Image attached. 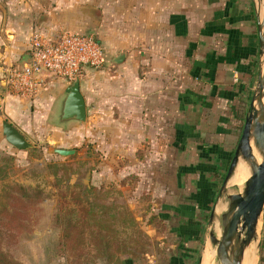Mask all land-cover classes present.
I'll return each instance as SVG.
<instances>
[{"label": "crops", "instance_id": "crops-1", "mask_svg": "<svg viewBox=\"0 0 264 264\" xmlns=\"http://www.w3.org/2000/svg\"><path fill=\"white\" fill-rule=\"evenodd\" d=\"M253 4L0 0V114L15 126L27 102L49 109L56 126L84 119L61 116L65 88L72 82L64 78L44 74L31 98L6 90V72L20 64L30 33L47 39L61 30L91 33L103 47L105 62L84 67L74 79L84 117L90 107L99 126L95 140L103 142L93 172L131 190L129 199L144 200L154 214L153 223L142 222L149 251L135 260L120 256V264L196 263L209 205L255 84L259 47ZM120 51L122 60L113 62ZM256 259L264 264V206Z\"/></svg>", "mask_w": 264, "mask_h": 264}, {"label": "rangeland", "instance_id": "rangeland-1", "mask_svg": "<svg viewBox=\"0 0 264 264\" xmlns=\"http://www.w3.org/2000/svg\"><path fill=\"white\" fill-rule=\"evenodd\" d=\"M85 80L83 89L87 98L89 78ZM49 114L50 110L44 106L27 102L26 108L15 117L18 121L16 127L31 142L30 147H13L2 137L0 131V202L3 200V190L11 183L37 186L45 194V198L30 203L27 209L26 216L31 228L10 231L0 229L2 250L21 264H65L66 252L58 248L60 230L51 226V215L66 206L76 207L80 216L88 217L90 221V216H96L101 205L110 206L106 208L104 216L113 217L114 224L120 230L119 235L126 238L128 234H132L129 218L145 233L142 222H154L149 204L144 200L136 203L129 199L134 195L131 190L106 182L100 174L95 176L93 172L94 166L102 160L99 146L103 145V142L95 140L99 126L96 128L93 121L94 111L87 107L84 119L72 122L69 126L52 124ZM2 118L5 116L0 114V119ZM97 120L104 123L103 117H97ZM53 147L72 148L73 152L60 155L52 150ZM212 203L213 201L209 209ZM93 211L95 215L92 214ZM259 226L261 228V220ZM207 229L206 223L195 264L198 256L201 254L203 257L206 251L204 247L209 242ZM149 243L151 244L150 240ZM214 250L215 247L210 261L211 264H218L214 260ZM125 255L129 256V253L120 254ZM137 257H142V254L131 258L135 260Z\"/></svg>", "mask_w": 264, "mask_h": 264}, {"label": "water", "instance_id": "water-1", "mask_svg": "<svg viewBox=\"0 0 264 264\" xmlns=\"http://www.w3.org/2000/svg\"><path fill=\"white\" fill-rule=\"evenodd\" d=\"M253 2L259 47L255 84L243 116L239 136L207 217L208 240L211 245H216L214 260L218 264H240L243 249L251 240H256L255 256L259 247V223L264 206V6L261 11L262 0H253ZM123 55L124 53L120 51L114 56L113 62L121 61ZM61 116L77 120L84 118L83 98L76 80L65 88V95L61 102ZM0 131L2 137L17 149L32 145L6 118L0 119ZM252 146L260 155L258 161L253 156ZM52 150L60 155L73 152L72 148L62 147H53ZM239 158L247 162L248 173L240 189L234 185L231 187L234 189L229 191L228 180ZM219 199L225 202V206L217 216L220 231L218 235H215L212 224L215 218L214 206ZM200 258L201 254L198 256L197 264L200 263Z\"/></svg>", "mask_w": 264, "mask_h": 264}, {"label": "trees", "instance_id": "trees-1", "mask_svg": "<svg viewBox=\"0 0 264 264\" xmlns=\"http://www.w3.org/2000/svg\"><path fill=\"white\" fill-rule=\"evenodd\" d=\"M0 202V229L7 231L29 229L27 209L30 203L45 198L41 188L19 183L7 184ZM101 205L96 216L82 218L74 206H66L51 215V226L60 230L58 248L66 252L65 264H89L98 259L105 263L120 264V254L130 257L149 251L150 243L144 232L129 218L132 234L119 235L112 216L105 217L106 208ZM120 212H123L120 210ZM95 215V211L92 213ZM123 230V229H122ZM261 261L262 255H258ZM0 264H21L0 246ZM259 264V263H258Z\"/></svg>", "mask_w": 264, "mask_h": 264}, {"label": "built area", "instance_id": "built-area-1", "mask_svg": "<svg viewBox=\"0 0 264 264\" xmlns=\"http://www.w3.org/2000/svg\"><path fill=\"white\" fill-rule=\"evenodd\" d=\"M104 62L103 47L91 33L61 30L47 39L32 32L20 64L6 72V90L31 98L42 84L44 74L73 81L84 67L97 68Z\"/></svg>", "mask_w": 264, "mask_h": 264}, {"label": "bare ground", "instance_id": "bare-ground-1", "mask_svg": "<svg viewBox=\"0 0 264 264\" xmlns=\"http://www.w3.org/2000/svg\"><path fill=\"white\" fill-rule=\"evenodd\" d=\"M260 8L262 11L263 6H260ZM252 153H253V156L256 159V161H258L260 158V155L253 146H252ZM247 173H248L247 162L244 161L242 158H239L238 161L236 162L234 170H233V172H232V174L228 180V188L227 189H229V191H232L234 188H231V187L234 185H236L237 189H240L241 185H242V181L246 177ZM224 206H225V202L222 199L217 200V202L215 203V206H214L215 218H214V222L212 224V227H213L215 235H218L219 231H220V225H219V222L217 221V216H218L219 212L222 209H224ZM214 245L215 244L211 245V244H209V242H207L206 246L204 247V249H206V251H205L203 257L201 256V258H200V264H211L210 260H211V255H213L212 250L215 247ZM255 245H256V240H251L244 247L243 253L241 256V260H240V264H254L255 263ZM211 247H212V250H211ZM208 251H210V253H208Z\"/></svg>", "mask_w": 264, "mask_h": 264}]
</instances>
